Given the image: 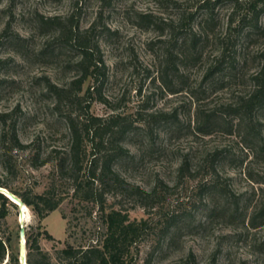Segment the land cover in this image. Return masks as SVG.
I'll return each mask as SVG.
<instances>
[{"label":"rangeland","instance_id":"1","mask_svg":"<svg viewBox=\"0 0 264 264\" xmlns=\"http://www.w3.org/2000/svg\"><path fill=\"white\" fill-rule=\"evenodd\" d=\"M197 10V0H0V180L19 194L50 190L61 199L41 220L27 206L24 222L26 233L40 234L38 244L54 264H60L55 250L97 246L105 228L99 205L73 194L71 173L58 163L70 145L65 116L80 113L85 102L56 105L47 89V79L62 85L76 75L77 50L62 45L43 21L91 28L106 78L89 112L120 114L138 126L121 141L130 156L114 166L153 196L103 193L107 209L146 221L125 264H182L191 253L198 264H264V107L251 119L231 110L264 65V31L244 30L236 47L228 45L223 69L204 78L218 63L228 10H216L205 34L192 23L200 36L192 48L178 19ZM169 58L177 71L164 75ZM89 85L91 79L79 96ZM207 116L212 125L205 133ZM17 215L12 209L7 223L19 253Z\"/></svg>","mask_w":264,"mask_h":264},{"label":"trees","instance_id":"2","mask_svg":"<svg viewBox=\"0 0 264 264\" xmlns=\"http://www.w3.org/2000/svg\"><path fill=\"white\" fill-rule=\"evenodd\" d=\"M223 5H227L228 12L224 19L223 30L218 37L221 43L219 60L217 64L208 68L204 78L223 69L222 62L228 45L236 47L239 39L244 35L242 33L244 30L249 29V33L264 31V0H197V12L183 14L178 19L180 29L185 31L183 38L191 41L192 48L196 47L200 39L197 38L200 36L197 35V30H193L192 23L195 22L204 34L207 33V30H211L215 25L214 21L218 15L216 10ZM43 22L55 27L56 38L62 42V45L77 50V58L73 64L76 75L62 85L52 83L47 79V89L55 95L56 105H61L63 102L72 104L81 100L85 102L80 113L69 112L65 116L70 133V145L66 156L60 157L58 163L60 169H67L71 173L73 194L82 200L99 205L101 221L105 228L97 246L76 248L66 245L55 250L56 258L60 260V264H125L130 247L139 237L140 228L146 221L144 219L130 220L128 212H123L119 208L110 207L107 209L104 207L103 193L105 189L114 188L121 190L124 194L126 192L134 194L139 199L153 196L151 191L146 192L138 185L126 182L114 166L117 160L130 156L129 150L121 144V141L127 134L135 131L138 126L120 114H111L107 118H102L89 112L91 101L95 99L93 95H100L106 78V66L99 46L94 42L90 32L91 28L80 31L70 24H56L54 21ZM8 33L10 32H6V35ZM11 34L7 36L8 39L20 38L17 33L12 34L13 36ZM175 71L177 70L174 60L169 58L165 64L164 75L167 73L172 75ZM87 79H91V85L87 86L86 91L79 96ZM252 82V89L248 95L243 97L237 106L231 108L233 112L243 113L249 119L253 117L257 109L264 107V65L252 74ZM171 91L175 92L176 90L172 88ZM151 117L158 120L161 116L151 115ZM162 117L165 119L166 116ZM211 123V117L203 118L200 129L205 133L208 132ZM12 137L16 145L22 147L15 133ZM85 139L87 140L85 145H89V150L83 147ZM87 154L90 157L89 165L85 170L81 163ZM183 167L182 163L180 169H184ZM0 186L18 195L39 220L54 210L61 200L55 198L50 190L28 195L17 193L1 180ZM12 209H17V206L0 192V264H20L18 252L11 247L13 229L7 223V216ZM2 226H5V229L1 230ZM42 233L45 237L52 238L46 230H43ZM39 235V233L33 235L25 231L26 263L54 264L48 252L40 248ZM182 264L198 263L195 262L194 255L191 253Z\"/></svg>","mask_w":264,"mask_h":264},{"label":"water","instance_id":"3","mask_svg":"<svg viewBox=\"0 0 264 264\" xmlns=\"http://www.w3.org/2000/svg\"><path fill=\"white\" fill-rule=\"evenodd\" d=\"M0 192L3 193L9 200L17 206L18 211V222H19V238L21 240L19 246V263L20 264H27L26 263V249H25V225L22 220L23 217V208L26 207V204L21 200V198L14 194L13 192L9 191L7 188L0 186Z\"/></svg>","mask_w":264,"mask_h":264},{"label":"bare ground","instance_id":"4","mask_svg":"<svg viewBox=\"0 0 264 264\" xmlns=\"http://www.w3.org/2000/svg\"><path fill=\"white\" fill-rule=\"evenodd\" d=\"M22 211H23V217H22V220H23V222H25V221H27L28 218H29V213H28L26 207H24Z\"/></svg>","mask_w":264,"mask_h":264}]
</instances>
